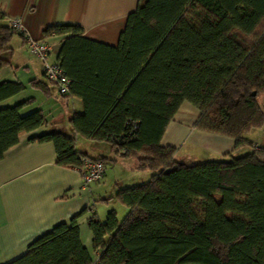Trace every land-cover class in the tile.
<instances>
[{
  "label": "trees",
  "instance_id": "trees-1",
  "mask_svg": "<svg viewBox=\"0 0 264 264\" xmlns=\"http://www.w3.org/2000/svg\"><path fill=\"white\" fill-rule=\"evenodd\" d=\"M0 12V68L9 62L13 34ZM60 36L55 61L69 79L62 96L80 99L73 135L46 131L56 163L80 168L75 139L104 142L119 157H133L150 177L120 187L104 220L87 221L91 251L77 219L55 224L26 251L4 264H264V0H138L117 43L86 37L76 23L48 25ZM23 89L0 83V98ZM183 102L195 106L197 129L230 137L233 152L185 163L160 140ZM26 100L0 107V159L19 135L46 123L40 110L21 113ZM259 128L263 143L244 134Z\"/></svg>",
  "mask_w": 264,
  "mask_h": 264
},
{
  "label": "crops",
  "instance_id": "crops-1",
  "mask_svg": "<svg viewBox=\"0 0 264 264\" xmlns=\"http://www.w3.org/2000/svg\"><path fill=\"white\" fill-rule=\"evenodd\" d=\"M138 0H0L4 21L20 19L26 34L34 39L47 40L53 45L51 58L56 59L60 36L45 37L46 26L76 23L83 34L93 40L115 45L126 15L135 9ZM8 64L0 68V83L20 82L23 89L0 98V107L26 100L21 113L40 110L46 123L19 135L0 159V264L24 253L28 245L55 224L77 219L83 246L91 251V231L87 221L92 213L104 220L110 209L117 210L114 194L117 189L146 181L151 172L138 170L133 157L122 158L104 142L84 139L80 150L89 157H103L105 172L96 182L84 186L81 172L75 167L56 163L55 150L50 141H30L32 136L46 131H62L73 135L69 119L82 112L80 99L58 95L55 85L45 80L41 62L30 54L24 37L13 34ZM198 115L195 106L183 102L167 124L160 140L162 146L176 148V153L187 146L210 156L223 157L226 153L243 154V148L233 152L230 137L203 131L193 126ZM250 133V132H249ZM244 138L256 145L261 141ZM175 153V156H176ZM113 173L108 180L110 173ZM116 201V202H114ZM118 203V202H117ZM117 212V211H116Z\"/></svg>",
  "mask_w": 264,
  "mask_h": 264
},
{
  "label": "built area",
  "instance_id": "built-area-1",
  "mask_svg": "<svg viewBox=\"0 0 264 264\" xmlns=\"http://www.w3.org/2000/svg\"><path fill=\"white\" fill-rule=\"evenodd\" d=\"M8 23L13 32L23 35L30 54L38 58L41 62L45 80L55 85L58 95L62 96L67 94L69 91V79L65 76L59 64L51 58L53 53L52 43L47 40L34 39L26 34L18 18L8 19ZM79 170L83 185L88 186L103 176L105 165L101 160L83 157Z\"/></svg>",
  "mask_w": 264,
  "mask_h": 264
},
{
  "label": "rangeland",
  "instance_id": "rangeland-1",
  "mask_svg": "<svg viewBox=\"0 0 264 264\" xmlns=\"http://www.w3.org/2000/svg\"><path fill=\"white\" fill-rule=\"evenodd\" d=\"M257 101L259 103V106L261 107V109L264 112V94L263 93L258 95ZM249 132H248L249 133V139H251L252 141L259 142V141H261V138L263 140V134H262L261 129L253 128ZM82 142H84V139L78 138V140L76 142V146L78 149L82 148V145H83ZM242 148H243L242 151H245L248 149V147H242ZM176 158L182 162H185V163H196V162H201V161H205V160H209V159H220V157L210 156L209 154L201 152L199 150H192L187 146L182 147L181 150L176 153ZM112 174H113L112 172L109 174L108 180L111 179ZM114 202H116V201H114ZM115 204H116L115 205L116 207L118 206V208L116 210L117 216H118V218H121L124 215V213L126 212V209L124 207H122L117 202Z\"/></svg>",
  "mask_w": 264,
  "mask_h": 264
}]
</instances>
